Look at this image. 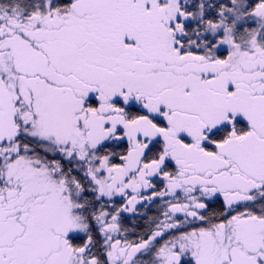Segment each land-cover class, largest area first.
Wrapping results in <instances>:
<instances>
[{
    "label": "snow or ice",
    "instance_id": "1",
    "mask_svg": "<svg viewBox=\"0 0 264 264\" xmlns=\"http://www.w3.org/2000/svg\"><path fill=\"white\" fill-rule=\"evenodd\" d=\"M0 264H264V0H0Z\"/></svg>",
    "mask_w": 264,
    "mask_h": 264
}]
</instances>
